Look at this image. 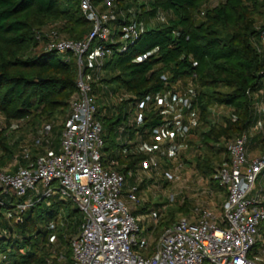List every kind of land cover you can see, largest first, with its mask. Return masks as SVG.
I'll use <instances>...</instances> for the list:
<instances>
[{"label":"trees","instance_id":"obj_1","mask_svg":"<svg viewBox=\"0 0 264 264\" xmlns=\"http://www.w3.org/2000/svg\"><path fill=\"white\" fill-rule=\"evenodd\" d=\"M92 1L102 6L105 0ZM115 2L120 7L116 25L123 23L121 14L134 15L142 33L126 52H116L107 60L103 78L93 84L104 124V165L117 161L114 169L131 181L145 159L140 150L131 152L117 141L118 127L127 121L131 108L129 102L118 101L119 95L141 100L174 93L179 81L191 88L199 122L187 151L195 149V154L183 156L185 168L193 169L210 186L220 187L215 175L220 163L229 160L225 143L247 135L249 151L259 147L264 153V112L259 108L264 99V45L259 37L264 0ZM55 24L62 37L71 40H81L91 31L80 0H0V119L9 128L20 121L34 128L58 117L67 119L70 101L78 91L77 62L45 52L36 38V31ZM140 56L144 61L137 60ZM162 75H167L168 84ZM161 120L159 112L147 116L145 140ZM63 127L54 128L57 142ZM5 130L0 129V167L20 152ZM138 130L130 128V138L135 139ZM163 166L170 169L172 163L165 159ZM1 199L0 264H75L70 241L82 223L75 204L55 196L18 214L19 200ZM192 207L184 200L176 211L189 216ZM166 218L159 214L153 218L155 230L160 225L164 228L161 235L176 222L173 213ZM56 253H63L65 260L58 261Z\"/></svg>","mask_w":264,"mask_h":264},{"label":"built area","instance_id":"obj_2","mask_svg":"<svg viewBox=\"0 0 264 264\" xmlns=\"http://www.w3.org/2000/svg\"><path fill=\"white\" fill-rule=\"evenodd\" d=\"M114 2L105 0L96 6L92 0H80L82 13L91 24V31L81 40L62 37L57 25L36 31L45 52H55L64 61L76 60L78 91L70 101L58 152L52 149L56 122L48 123L20 147L8 166L0 168V204L3 196L15 197L19 200L15 206L18 214L55 196L75 204L82 216L79 233L70 241L75 264H264L251 256L262 240L264 153L251 157L247 135L225 143L229 160L217 168L215 178L221 188H227L221 218L210 207L195 208L192 216H182L165 230L151 255L134 251L141 219L128 203H139L143 184L162 188L181 181L188 172L183 156H188L189 139L199 122L191 88L182 82L175 84L174 93L141 100L123 93L118 101L129 102L131 108L127 121L118 127L117 141L131 152L140 150L145 159L139 171L131 175L136 183L128 192V178L114 169L118 162L104 165V124L98 116L93 84L103 78L107 60L116 52H126L142 33L134 15L129 18L121 14L123 23L116 25ZM259 37L264 45V27ZM144 59L137 58L139 62ZM161 78L168 84L167 75ZM153 112H159L162 120L145 140L143 127ZM130 128L139 129L135 139L130 138ZM40 149L44 154L34 158L33 152ZM165 159L172 168L163 166ZM141 248L148 249L149 242ZM54 256L65 260L63 253Z\"/></svg>","mask_w":264,"mask_h":264},{"label":"rangeland","instance_id":"obj_3","mask_svg":"<svg viewBox=\"0 0 264 264\" xmlns=\"http://www.w3.org/2000/svg\"><path fill=\"white\" fill-rule=\"evenodd\" d=\"M114 4L116 6V9H120V7H118L119 5L117 6L116 2H114ZM263 22L264 20L261 21V23ZM56 30H60L58 25L56 27ZM260 109L261 112H264V99L260 102ZM221 113L218 112V114ZM64 119L65 117H58L57 119L52 120V122H44L34 128L23 121L15 122L14 125L9 128L1 119L0 125L3 126V128H6L5 131L8 137L11 138V142L14 143L18 148H20L24 143L29 142L31 138H33L39 127L48 123L56 122V127L61 128L65 123ZM252 151L253 155L255 156H259L263 153L259 147H255ZM194 154L195 149L187 153V157L190 158V156H193ZM11 162L12 161L0 168L8 166ZM157 179L159 180L161 178ZM149 185H147L142 190V192L138 194L140 200L138 204H134L131 202L128 203L129 208L133 211L134 215L138 216L141 219V234L138 236V245H136L134 248V251L141 255H145L147 252H151L156 249L162 237L161 234L164 228L162 225H160L158 230H155L157 222L154 221V217H157L159 214V217L164 216L169 218V216H171V214L173 213L175 214V220L177 221L179 218L184 216L176 211L177 208H179V205L182 204L184 200H187L189 202L193 201V203L197 202L199 203V205H206V202L209 201L210 197V195L203 194V192L207 191L204 179L199 176L197 172L195 173L193 169H190L186 174H184V176L181 177V181H178L177 183L166 184V186L162 188H157V186L151 185L150 183ZM222 189L227 192V188ZM200 194H202V196ZM143 208L146 209L143 210ZM145 242H149L148 249L141 248V246L145 244Z\"/></svg>","mask_w":264,"mask_h":264},{"label":"crops","instance_id":"obj_4","mask_svg":"<svg viewBox=\"0 0 264 264\" xmlns=\"http://www.w3.org/2000/svg\"><path fill=\"white\" fill-rule=\"evenodd\" d=\"M101 6V5H100ZM222 111H226V110H222ZM258 130V129H257ZM255 130V131H257ZM60 139H61V136H60ZM52 149L55 151V152H58L59 149H60V140L59 142L56 141L55 137H54V140H53V145H52ZM253 149H251L249 151L251 157H254L255 155H253ZM35 154V156H40V155H43L44 154V150L43 149H40V150H35L33 152ZM17 169V168H15ZM190 170V169H189ZM187 169V171H189ZM136 183V180L133 179V180H128L127 179V184H126V187H125V192H128L129 189L131 188V186H133L134 184ZM204 183L206 185V189L207 191L206 192H203V194H206V195H210L209 197V201L206 202V205H199V203H193V201H190L191 203H193V207H192V210L190 212V215L189 216H192L193 215V211L195 208H198V207H202V206H206V207H210L214 212L215 214L221 218L222 214H223V208H224V205L227 201V192H225L224 189H222L221 187H218V188H214L212 186H210V183L206 180H204ZM147 185L146 184H143L142 186H140V192H142V190L146 187ZM202 196V194H200ZM200 196V197H201ZM195 201V200H194ZM261 235H262V240L261 242L259 243V251L257 253H252V257L253 258H258L259 261L261 263H264V224L261 226ZM156 249H154L153 251H149L147 252L145 255H151Z\"/></svg>","mask_w":264,"mask_h":264}]
</instances>
